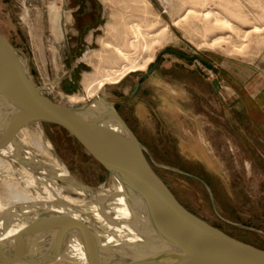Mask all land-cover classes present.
Instances as JSON below:
<instances>
[{"label":"rangeland","instance_id":"374dc122","mask_svg":"<svg viewBox=\"0 0 264 264\" xmlns=\"http://www.w3.org/2000/svg\"><path fill=\"white\" fill-rule=\"evenodd\" d=\"M133 1L95 0L89 25L97 29L78 34L69 0H0V35L18 50L35 86L55 82L44 95L61 105L87 101L85 79H97L96 86L102 73L133 66L118 83L103 81L90 99L116 108L154 164L189 176L153 167L188 212L264 250V0ZM66 96L83 100L69 104ZM42 129L77 183L111 189L74 138L52 125ZM94 221L100 229L104 219Z\"/></svg>","mask_w":264,"mask_h":264},{"label":"water","instance_id":"95a60500","mask_svg":"<svg viewBox=\"0 0 264 264\" xmlns=\"http://www.w3.org/2000/svg\"><path fill=\"white\" fill-rule=\"evenodd\" d=\"M168 52L190 59L175 51ZM156 67L157 63L153 64L141 79L149 76ZM134 90H137V86ZM34 124L58 127L74 138L105 170L113 194L114 184L119 186L118 194L125 199L132 217L137 215L138 219H143L146 230L165 246L162 253L155 255L138 256L132 250L121 254L116 247H103L101 236L90 226L84 233L75 236L81 247L79 262L264 264V250L233 239L188 212L179 203L153 167L189 176L177 169L154 164L146 148L109 101L96 96L79 106H70L48 99L21 66L18 50L0 35V133L12 134ZM203 185L213 201L209 187ZM229 224L262 234L257 229ZM4 237L0 235V264H56L69 261L68 255L73 246L70 233L50 225L27 228L21 234L7 236L2 241Z\"/></svg>","mask_w":264,"mask_h":264},{"label":"bare ground","instance_id":"6f19581e","mask_svg":"<svg viewBox=\"0 0 264 264\" xmlns=\"http://www.w3.org/2000/svg\"><path fill=\"white\" fill-rule=\"evenodd\" d=\"M116 18V15H110L109 20L113 24L109 29H113ZM51 20L55 25L56 14ZM134 27L139 29L136 25ZM117 53L122 58L126 57L120 49ZM19 61L26 70L24 61L20 58ZM128 68L133 70L134 67L102 73L96 86L93 84L97 79H85L86 100H92L91 96L103 81L116 80L115 83H118L122 80L126 76L124 72L130 71ZM54 84L51 81L40 89L47 94L53 93ZM65 98L69 104L83 100L73 96ZM0 188L4 190L0 196V235L5 236L1 240L21 234L27 228L49 225L59 228L70 233L73 246L68 255L69 261L56 264H87L77 260L82 255L75 236L84 233L90 226L101 236L103 247H116L121 254L132 250L138 256L155 255L165 248L146 230L143 219H138L137 215L132 217L125 199L118 194L120 188L117 184L113 186L114 194L104 185L93 190L76 184L53 153L39 124L21 128L12 134L0 133ZM99 218L104 221L97 229L94 220Z\"/></svg>","mask_w":264,"mask_h":264},{"label":"flooded vegetation","instance_id":"af4514ba","mask_svg":"<svg viewBox=\"0 0 264 264\" xmlns=\"http://www.w3.org/2000/svg\"><path fill=\"white\" fill-rule=\"evenodd\" d=\"M92 2H93L92 0H69V5L74 10L72 12V13H74V16L72 17L73 21L70 24V28L72 30H75L78 34H82V32L85 29H90L91 27H94V26H92V25H94V23L96 21V15L93 12L94 8H91L89 11H87V3L93 4ZM89 24H92V25H89ZM94 28L97 29V27H94ZM157 68H158V66H157ZM71 83H73V82H71ZM137 85L140 86V84H137ZM64 88H65V91L69 92L70 85L65 84Z\"/></svg>","mask_w":264,"mask_h":264},{"label":"crops","instance_id":"0c3cea01","mask_svg":"<svg viewBox=\"0 0 264 264\" xmlns=\"http://www.w3.org/2000/svg\"><path fill=\"white\" fill-rule=\"evenodd\" d=\"M92 1H93V2H92L93 4H91V3L88 4V3H87V11H89L91 8H94V7H95V4H94V1H95V0H92Z\"/></svg>","mask_w":264,"mask_h":264}]
</instances>
